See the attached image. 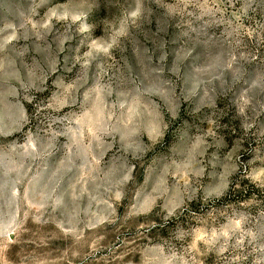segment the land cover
I'll return each instance as SVG.
<instances>
[{
	"label": "rangeland",
	"instance_id": "374dc122",
	"mask_svg": "<svg viewBox=\"0 0 264 264\" xmlns=\"http://www.w3.org/2000/svg\"><path fill=\"white\" fill-rule=\"evenodd\" d=\"M0 264H264V0H0Z\"/></svg>",
	"mask_w": 264,
	"mask_h": 264
}]
</instances>
